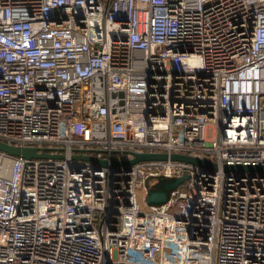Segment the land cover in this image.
Returning a JSON list of instances; mask_svg holds the SVG:
<instances>
[{
  "label": "built area",
  "instance_id": "built-area-1",
  "mask_svg": "<svg viewBox=\"0 0 264 264\" xmlns=\"http://www.w3.org/2000/svg\"><path fill=\"white\" fill-rule=\"evenodd\" d=\"M0 142V264H264V0H0Z\"/></svg>",
  "mask_w": 264,
  "mask_h": 264
},
{
  "label": "water",
  "instance_id": "water-1",
  "mask_svg": "<svg viewBox=\"0 0 264 264\" xmlns=\"http://www.w3.org/2000/svg\"><path fill=\"white\" fill-rule=\"evenodd\" d=\"M111 94L112 96H115L116 94L121 96V98L117 103V105L119 106V110H121V106L123 104L122 92L113 91ZM0 150L14 156H20L22 158H48V157L58 158V159L63 158V154L61 153H57V154L47 153L46 151H48L49 148L15 147L5 144L3 142H0ZM58 151H60V149H58ZM72 158L96 162L101 165L107 164L105 160H98L89 155L73 154ZM166 158L167 155L164 153H134L133 158L129 160H124V161L112 160L110 163L113 165L122 164L128 169L130 165L138 161L162 160ZM169 158L171 160L183 161L199 167L203 166V167H209L211 169H215L216 167L214 162L205 159L196 158L189 155L172 153L169 155ZM223 169L225 171H238V172L246 171L251 173L258 172L259 174H262L264 172V165L245 166V165L224 164ZM155 179L156 181L153 183L149 182V178L145 180V186H146L145 202L149 206H159L165 203L169 199L171 192L174 191L178 186L182 185L186 180H188L189 176L188 174L183 173L180 176H172V177L157 176Z\"/></svg>",
  "mask_w": 264,
  "mask_h": 264
},
{
  "label": "rangeland",
  "instance_id": "rangeland-1",
  "mask_svg": "<svg viewBox=\"0 0 264 264\" xmlns=\"http://www.w3.org/2000/svg\"><path fill=\"white\" fill-rule=\"evenodd\" d=\"M150 182V181H149ZM151 183V182H150Z\"/></svg>",
  "mask_w": 264,
  "mask_h": 264
}]
</instances>
